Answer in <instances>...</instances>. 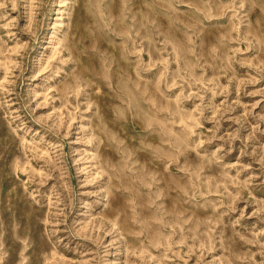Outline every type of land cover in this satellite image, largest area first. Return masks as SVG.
<instances>
[{
  "label": "rangeland",
  "instance_id": "374dc122",
  "mask_svg": "<svg viewBox=\"0 0 264 264\" xmlns=\"http://www.w3.org/2000/svg\"><path fill=\"white\" fill-rule=\"evenodd\" d=\"M0 264H264V0H0Z\"/></svg>",
  "mask_w": 264,
  "mask_h": 264
}]
</instances>
